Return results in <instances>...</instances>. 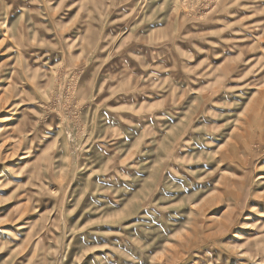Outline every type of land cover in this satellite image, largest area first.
I'll return each instance as SVG.
<instances>
[{"label": "rangeland", "instance_id": "obj_1", "mask_svg": "<svg viewBox=\"0 0 264 264\" xmlns=\"http://www.w3.org/2000/svg\"><path fill=\"white\" fill-rule=\"evenodd\" d=\"M0 264H264V0H0Z\"/></svg>", "mask_w": 264, "mask_h": 264}]
</instances>
